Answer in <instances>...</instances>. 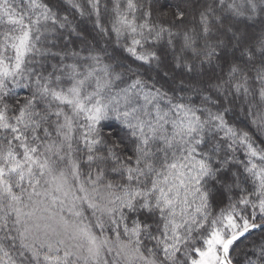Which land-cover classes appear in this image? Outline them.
Returning a JSON list of instances; mask_svg holds the SVG:
<instances>
[{
    "label": "snow or ice",
    "instance_id": "obj_1",
    "mask_svg": "<svg viewBox=\"0 0 264 264\" xmlns=\"http://www.w3.org/2000/svg\"><path fill=\"white\" fill-rule=\"evenodd\" d=\"M0 264H264V0H0Z\"/></svg>",
    "mask_w": 264,
    "mask_h": 264
}]
</instances>
